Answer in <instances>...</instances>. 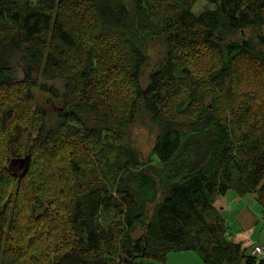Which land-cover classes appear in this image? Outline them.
Instances as JSON below:
<instances>
[{
  "label": "trees",
  "instance_id": "obj_1",
  "mask_svg": "<svg viewBox=\"0 0 264 264\" xmlns=\"http://www.w3.org/2000/svg\"><path fill=\"white\" fill-rule=\"evenodd\" d=\"M204 1L0 0V264H264L216 202L264 211V0Z\"/></svg>",
  "mask_w": 264,
  "mask_h": 264
},
{
  "label": "rangeland",
  "instance_id": "obj_2",
  "mask_svg": "<svg viewBox=\"0 0 264 264\" xmlns=\"http://www.w3.org/2000/svg\"><path fill=\"white\" fill-rule=\"evenodd\" d=\"M210 4L204 0H200L194 8L193 12L200 14L201 11L210 8ZM156 59L153 52L152 60ZM20 66L19 76L24 77L23 63L18 61ZM150 72L147 71V74ZM50 87L62 88L60 79L48 82ZM40 101H46L51 116L54 118L56 113L62 107V101L47 93L41 94ZM134 139L138 147L143 151L146 157L152 146V139L146 129H134ZM155 159V158H154ZM219 207H224L222 216L226 219L228 231L226 236L228 239L243 242L246 246L251 247L254 243L264 245V211L262 205L257 201L255 193L238 195L235 191H231L228 195L219 196L216 199ZM138 235V234H137ZM255 245V246H256ZM254 246V247H255ZM254 249V248H253ZM252 249V252H253ZM135 264H205L202 258L194 251L172 252L166 262H158L148 258H139Z\"/></svg>",
  "mask_w": 264,
  "mask_h": 264
},
{
  "label": "water",
  "instance_id": "obj_3",
  "mask_svg": "<svg viewBox=\"0 0 264 264\" xmlns=\"http://www.w3.org/2000/svg\"><path fill=\"white\" fill-rule=\"evenodd\" d=\"M29 156L14 158L10 162V169L17 173V171L26 170L29 167Z\"/></svg>",
  "mask_w": 264,
  "mask_h": 264
},
{
  "label": "built area",
  "instance_id": "obj_4",
  "mask_svg": "<svg viewBox=\"0 0 264 264\" xmlns=\"http://www.w3.org/2000/svg\"><path fill=\"white\" fill-rule=\"evenodd\" d=\"M253 253L259 255L261 258H264V245L257 244L253 249Z\"/></svg>",
  "mask_w": 264,
  "mask_h": 264
},
{
  "label": "crops",
  "instance_id": "obj_5",
  "mask_svg": "<svg viewBox=\"0 0 264 264\" xmlns=\"http://www.w3.org/2000/svg\"><path fill=\"white\" fill-rule=\"evenodd\" d=\"M229 194V193H228ZM228 194H226V195H228ZM223 196H225V195H223ZM258 244V243H257Z\"/></svg>",
  "mask_w": 264,
  "mask_h": 264
}]
</instances>
